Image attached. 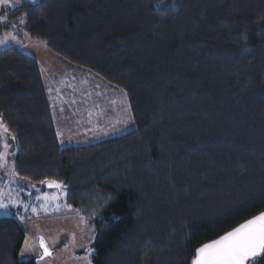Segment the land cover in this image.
<instances>
[{
    "label": "trees",
    "instance_id": "trees-1",
    "mask_svg": "<svg viewBox=\"0 0 264 264\" xmlns=\"http://www.w3.org/2000/svg\"><path fill=\"white\" fill-rule=\"evenodd\" d=\"M4 16L126 94L134 130L60 148L35 59L0 50L15 170L64 185L95 229L91 264H191L264 211V0H38ZM23 241L0 218V264H36Z\"/></svg>",
    "mask_w": 264,
    "mask_h": 264
},
{
    "label": "rangeland",
    "instance_id": "rangeland-1",
    "mask_svg": "<svg viewBox=\"0 0 264 264\" xmlns=\"http://www.w3.org/2000/svg\"><path fill=\"white\" fill-rule=\"evenodd\" d=\"M12 2L15 3V0ZM24 2L35 4L38 0L35 3L32 0H20L12 8L0 6V20L4 19L5 13ZM21 19L23 18L18 16L7 22L2 20L0 39L6 35L9 39L0 45V50L15 47L35 59L60 148L86 146L134 130L124 91L105 83L91 72L66 62L44 43L32 40L28 34L25 35L27 32L24 23H20ZM11 36H15L16 40H12ZM9 144L11 147L8 150L10 155L7 156V164L0 168V192L5 194V202L10 196L17 204H9L7 209H0V218L12 217L17 221L24 232V241H29L34 253L22 258L19 252V260L39 258L38 240L43 237L52 250V257L36 264H91L96 239L94 227L65 204L64 189L33 187L12 176L16 148L10 138ZM45 196L48 197L47 200ZM23 205H28L27 210ZM41 205H45L47 210ZM33 208L37 212L34 213Z\"/></svg>",
    "mask_w": 264,
    "mask_h": 264
},
{
    "label": "snow or ice",
    "instance_id": "snow-or-ice-1",
    "mask_svg": "<svg viewBox=\"0 0 264 264\" xmlns=\"http://www.w3.org/2000/svg\"><path fill=\"white\" fill-rule=\"evenodd\" d=\"M19 2L20 0H15V3L12 0H0V6L12 8ZM32 2L35 3V0H32ZM2 22L0 20V23ZM20 23L23 24L25 21L21 19ZM8 39L7 35L3 39H0V45L5 44ZM11 39L16 40V37L11 36ZM57 135L60 134L57 133ZM9 138L13 142L17 139L16 134L4 123L3 116L0 114V149H2L0 150V168L6 166L7 156L10 155L8 151L11 147ZM11 174L21 180L27 179L26 177L19 176L14 165ZM40 183L46 184L49 188L62 189L61 183L56 180H43ZM47 199L48 197L45 196V200ZM52 199H56V197H52ZM9 204L16 206L17 201H14L9 196L7 202H5V194L0 192V209H7ZM23 207L27 210L28 205H23ZM41 207L45 211L47 210L45 205H41ZM32 211L35 213L37 209L33 208ZM39 247L43 249L42 254L39 256L40 260H43L46 256H51L52 253L45 244L43 237H40ZM32 254H34L33 246L25 239L20 256L23 258L26 255ZM261 257H264V211L254 215L250 219H246L230 231H226L218 239H213L210 243H204L202 246L197 247L191 264H258V260Z\"/></svg>",
    "mask_w": 264,
    "mask_h": 264
},
{
    "label": "water",
    "instance_id": "water-1",
    "mask_svg": "<svg viewBox=\"0 0 264 264\" xmlns=\"http://www.w3.org/2000/svg\"><path fill=\"white\" fill-rule=\"evenodd\" d=\"M4 21V20H3ZM61 185H62V189L64 188V185L61 183ZM44 187H45V189H47V190H60V189H56V188H49L46 184L44 185ZM44 242H45V244L47 245V247L49 248V246H48V244H47V242L44 240ZM39 243H40V238H39V240H38V246H39ZM39 250H40V255L42 254V252H43V249L42 248H40L39 247ZM49 251L52 253V250L49 248ZM52 257V254H51V256H46V257H44V259L43 260H40L39 258H37V259H35V260H33V262L34 263H40V262H42V261H44V260H46V259H49V258H51Z\"/></svg>",
    "mask_w": 264,
    "mask_h": 264
}]
</instances>
